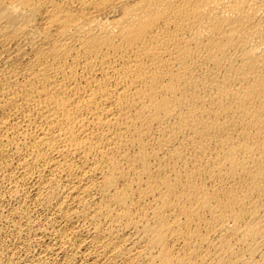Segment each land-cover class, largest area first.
I'll list each match as a JSON object with an SVG mask.
<instances>
[{
    "label": "bare ground",
    "instance_id": "bare-ground-1",
    "mask_svg": "<svg viewBox=\"0 0 264 264\" xmlns=\"http://www.w3.org/2000/svg\"><path fill=\"white\" fill-rule=\"evenodd\" d=\"M0 264H264V0H0Z\"/></svg>",
    "mask_w": 264,
    "mask_h": 264
}]
</instances>
